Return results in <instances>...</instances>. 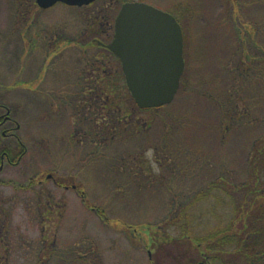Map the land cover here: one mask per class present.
Returning <instances> with one entry per match:
<instances>
[{"label": "rangeland", "instance_id": "obj_1", "mask_svg": "<svg viewBox=\"0 0 264 264\" xmlns=\"http://www.w3.org/2000/svg\"><path fill=\"white\" fill-rule=\"evenodd\" d=\"M125 1L176 17L186 67L172 103L138 116L149 127L132 135L134 127L119 126L117 137L99 146L88 142L106 126L86 98L97 76L92 64L110 78L121 80L122 72L92 40H111ZM246 55L256 58L252 70L235 72ZM230 98L255 123L225 132L221 103ZM0 105V115L7 111L13 119L0 128L4 142L15 149L19 140L26 148L16 165L0 166V264H194L199 254L214 253L181 238L171 215L225 172L237 182L248 175V155L264 133V0H98L50 9L34 0H0ZM155 151L169 163L163 170ZM220 200L194 207L196 236L218 223L227 227L233 208ZM228 249L217 264H251Z\"/></svg>", "mask_w": 264, "mask_h": 264}, {"label": "trees", "instance_id": "obj_2", "mask_svg": "<svg viewBox=\"0 0 264 264\" xmlns=\"http://www.w3.org/2000/svg\"><path fill=\"white\" fill-rule=\"evenodd\" d=\"M251 57L252 56L246 55L241 59L244 64L245 61H249V66L242 65L240 61V64L236 65L233 70L237 72L243 69L246 75L253 68L251 61H255L256 59ZM92 67V74L97 72V76H95V80H92L93 86L90 89L91 95H86V98H88L91 106L99 112L98 118L100 120L102 117L104 118L103 122L106 126L103 128H100L101 126L96 128V131L94 130L95 139L88 142L99 144V146H101V143L107 145L108 138L113 140L117 137L116 132L119 126H124L125 128H127V126L134 127L131 131L132 135L137 131L136 128L138 130H144L149 127V124L140 120L138 116L151 110H142L137 107L127 90L123 73H121L122 79L118 80L116 76L115 78H110L111 74L106 72V69L102 66L98 67L96 69L97 71H95L96 67H94L93 64ZM114 75H117V73ZM241 82L243 81L238 80V84ZM235 85L237 84L235 83ZM221 106L224 111L222 123L226 125L225 132H228L229 129L240 122H245V120L255 123V120H251L250 118L251 115L248 113V108L245 107L239 111L237 107L239 104L237 102L234 104L233 98L228 99L226 104L221 103ZM152 111H156V109ZM107 117H109V120H107ZM89 122L94 123V119L89 120ZM96 122L98 123V121H95V123ZM10 147L11 146L4 142V138L0 132V166L4 161L11 165H16L26 153L25 146L19 140L17 141V147L15 149L12 147L11 149ZM162 152H164V150H162ZM172 152L175 158L179 156L180 152ZM167 156L168 157L165 159L168 158L170 160V155L167 154ZM155 157V163L162 170L169 165V163H164L159 158V154H157L156 151ZM136 161L137 157H134L131 162L135 164ZM145 163V160H140L138 164L140 170L148 175L150 173L144 171ZM246 168L248 175L241 182L233 181V178L229 179L230 173L224 170L223 172L226 174L219 176L216 180H213L212 183L207 185L209 187L206 191L198 192L186 199L184 204H180L178 211L172 213L171 219L176 222L174 226L180 228L183 234L181 238H193L199 251L206 250L214 253L212 254L214 257H219L220 253L227 252L226 249L228 248L224 247L229 246V251L236 252L235 254L242 253L241 255L245 256L248 262H251V264H258V262L264 263V133L254 141L246 161ZM149 170L151 172V169ZM68 180L70 181V178H68L67 181L61 179L57 184L59 186H65L69 184ZM30 184L31 186L34 185V182ZM173 196L176 197V195ZM237 196H239V199H237ZM222 198H226L233 208L232 213L228 216L229 224L226 225L227 227L218 223L216 227H213L212 230L202 235L203 237L196 236L192 225L194 224L193 221L198 220V215L196 216V213H194V207L202 204L203 201L208 202L206 200H212V203L220 202ZM44 205V209H41L42 214L47 212V207L49 206L48 203ZM100 216H103L102 211ZM206 217V214L202 215V218ZM233 221H236L237 225L234 226L232 223ZM156 230H159L160 234L164 235L160 228ZM169 239L170 238H166V242L161 244L163 248H160H162L161 251L163 253L166 250L169 251V247L166 246ZM45 240L46 239L42 240L44 250L46 249L49 251L50 247L45 245ZM230 248L234 250H230ZM159 260H161L162 263L163 259Z\"/></svg>", "mask_w": 264, "mask_h": 264}, {"label": "water", "instance_id": "obj_3", "mask_svg": "<svg viewBox=\"0 0 264 264\" xmlns=\"http://www.w3.org/2000/svg\"><path fill=\"white\" fill-rule=\"evenodd\" d=\"M96 0H36L40 8L57 3L82 7ZM121 62L125 83L140 109L174 100L185 71L182 27L171 14L142 2L122 5L106 46Z\"/></svg>", "mask_w": 264, "mask_h": 264}, {"label": "flooded vegetation", "instance_id": "obj_4", "mask_svg": "<svg viewBox=\"0 0 264 264\" xmlns=\"http://www.w3.org/2000/svg\"><path fill=\"white\" fill-rule=\"evenodd\" d=\"M105 34H106V36L109 34L108 29L105 31ZM113 34H114V31L112 33V37H113ZM92 41H93V43H96L99 46V48L106 50L105 45H107V43L105 41H101L98 39H93ZM0 108H3V110H4L5 106L0 105ZM12 122H13V119L11 116H9L7 114V111H5V113L3 115H0V128L1 129L3 128L4 124L12 123ZM1 135L4 137L7 136V134H1ZM199 255H200L199 258L196 261H194V264H217L216 263L217 260H215V259H218V258L214 257L212 254H199Z\"/></svg>", "mask_w": 264, "mask_h": 264}]
</instances>
